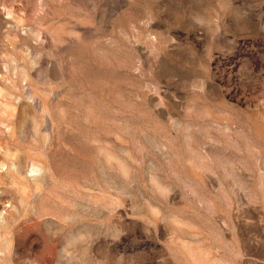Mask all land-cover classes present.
Wrapping results in <instances>:
<instances>
[{
  "label": "rangeland",
  "instance_id": "rangeland-1",
  "mask_svg": "<svg viewBox=\"0 0 264 264\" xmlns=\"http://www.w3.org/2000/svg\"><path fill=\"white\" fill-rule=\"evenodd\" d=\"M0 264H264V0H0Z\"/></svg>",
  "mask_w": 264,
  "mask_h": 264
}]
</instances>
